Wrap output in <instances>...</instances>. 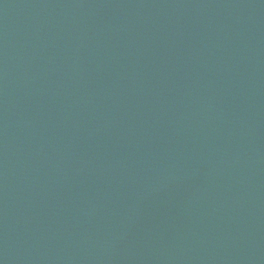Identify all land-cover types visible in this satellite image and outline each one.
<instances>
[{
  "label": "water",
  "instance_id": "1",
  "mask_svg": "<svg viewBox=\"0 0 264 264\" xmlns=\"http://www.w3.org/2000/svg\"><path fill=\"white\" fill-rule=\"evenodd\" d=\"M0 264H264V0H0Z\"/></svg>",
  "mask_w": 264,
  "mask_h": 264
}]
</instances>
